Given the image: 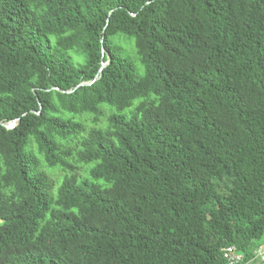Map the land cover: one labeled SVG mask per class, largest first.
<instances>
[{"label":"trees","instance_id":"16d2710c","mask_svg":"<svg viewBox=\"0 0 264 264\" xmlns=\"http://www.w3.org/2000/svg\"><path fill=\"white\" fill-rule=\"evenodd\" d=\"M230 246L264 263V0H0V264Z\"/></svg>","mask_w":264,"mask_h":264},{"label":"rangeland","instance_id":"374dc122","mask_svg":"<svg viewBox=\"0 0 264 264\" xmlns=\"http://www.w3.org/2000/svg\"><path fill=\"white\" fill-rule=\"evenodd\" d=\"M132 60H133V62H134V64L136 65V67H138L139 68V74H143V69H142V66L140 65V62H139V60H138V58H137V56L136 55H132ZM138 101L139 100H137L134 104L136 105L137 103H138ZM104 109H105V111H106V114H108L111 110V108L109 107V106H105L104 107ZM71 116H75V115H71ZM77 119L79 118V116H75ZM91 127H93V125H91V123H87L86 124V129L87 130H89ZM35 146V150H37L36 149V145H34ZM94 164V163H93ZM93 164H90V165H87V166H81L80 165V170H79V172H78V174H79V176H81V178L80 179H90V176H89V173H88V168H90ZM88 169V170H87ZM50 175H52V178H53V180H55L54 181V183H55V185H54V188H56L57 186H58V184L60 183V180H61V178H62V176L64 175L62 172H54L53 174H50ZM97 183H100V184H105L103 181H101V180H99V181H96ZM55 190V189H54ZM53 190V191H54ZM53 193V192H52ZM55 193H56V190H55ZM55 193H53L54 195H55ZM258 254H259V256H260V258H261V260H264V247H262L260 250H259V252H258Z\"/></svg>","mask_w":264,"mask_h":264},{"label":"built area","instance_id":"2783aa9c","mask_svg":"<svg viewBox=\"0 0 264 264\" xmlns=\"http://www.w3.org/2000/svg\"><path fill=\"white\" fill-rule=\"evenodd\" d=\"M224 256L229 261L230 264H235V263H237V262L242 260V255L237 253V251H236L234 246H230V247L225 248Z\"/></svg>","mask_w":264,"mask_h":264},{"label":"water","instance_id":"95a60500","mask_svg":"<svg viewBox=\"0 0 264 264\" xmlns=\"http://www.w3.org/2000/svg\"><path fill=\"white\" fill-rule=\"evenodd\" d=\"M105 65H106V63L103 62V63H102V67H101V69L99 70V72H102V69L105 67ZM91 83H92V82L81 83L79 86H81V85H90ZM18 121H19V119L12 120L11 122L5 124V127H6V128H9V129L14 128V127L16 126V124H17ZM263 264H264V263H263Z\"/></svg>","mask_w":264,"mask_h":264}]
</instances>
